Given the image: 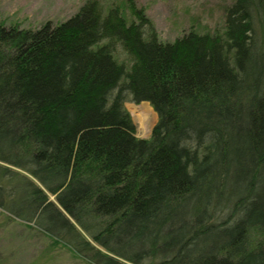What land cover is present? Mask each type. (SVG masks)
Here are the masks:
<instances>
[{
    "label": "trees",
    "instance_id": "16d2710c",
    "mask_svg": "<svg viewBox=\"0 0 264 264\" xmlns=\"http://www.w3.org/2000/svg\"><path fill=\"white\" fill-rule=\"evenodd\" d=\"M127 2L0 22V209L86 264H264V0L174 41Z\"/></svg>",
    "mask_w": 264,
    "mask_h": 264
},
{
    "label": "rangeland",
    "instance_id": "374dc122",
    "mask_svg": "<svg viewBox=\"0 0 264 264\" xmlns=\"http://www.w3.org/2000/svg\"><path fill=\"white\" fill-rule=\"evenodd\" d=\"M85 0H0V22L5 26L19 25L34 28L46 20L59 22L73 15ZM106 8L110 5L125 7L130 18L127 0H98ZM151 19L159 39L174 41L193 27L200 32H215L224 26L225 8L233 0H133ZM120 47L115 53L119 61L128 58ZM124 106L131 115L136 136L148 137L157 115L147 101L134 103L128 96ZM148 109L151 121L143 124L133 109ZM50 198H53L51 196ZM19 219L6 217L0 209V264H86L60 247L49 246L47 234L37 233L36 226H26ZM31 227V228H29Z\"/></svg>",
    "mask_w": 264,
    "mask_h": 264
},
{
    "label": "bare ground",
    "instance_id": "6f19581e",
    "mask_svg": "<svg viewBox=\"0 0 264 264\" xmlns=\"http://www.w3.org/2000/svg\"><path fill=\"white\" fill-rule=\"evenodd\" d=\"M135 116L139 118L141 123L143 124H148L151 121V113L149 112L148 109H142V108H135L133 109Z\"/></svg>",
    "mask_w": 264,
    "mask_h": 264
}]
</instances>
